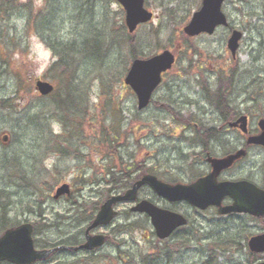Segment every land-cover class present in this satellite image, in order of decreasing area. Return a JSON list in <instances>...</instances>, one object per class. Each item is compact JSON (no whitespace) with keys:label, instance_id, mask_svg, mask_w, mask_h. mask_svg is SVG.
<instances>
[{"label":"rangeland","instance_id":"1","mask_svg":"<svg viewBox=\"0 0 264 264\" xmlns=\"http://www.w3.org/2000/svg\"><path fill=\"white\" fill-rule=\"evenodd\" d=\"M21 1L23 3L32 1L33 13L36 15L46 5V0ZM92 3L95 6L93 14L89 16L87 12V17L81 15L79 19L76 15L78 10L75 12L74 9L80 4H85V0H63L62 8L60 6L56 9L59 11L53 22L55 32L52 35L58 38L61 44H71L72 41L84 39L82 36L87 29V32L91 30V36L88 35L90 41L99 33L97 36H101L106 43L112 34L116 37L115 44L125 43L110 56L106 55L103 62L104 69L112 68L122 77L110 90V98L118 99L116 105L121 113L111 110L102 112L101 108L106 103L105 97L101 95L103 84L98 79L99 71L91 65H84L83 72L75 83L80 85L77 97L89 107V115L95 118L97 114L96 121L104 117L108 127L115 119L117 122L120 118L124 135L119 139L121 140L119 145L124 146L126 152L135 156V161L146 163L151 174L164 182L178 184L194 180L205 172V166H195L193 162L198 152H195L196 149L192 145L195 138H192L191 123L201 126L198 130L201 134L210 127L218 129L223 122H220L217 111L205 101L201 83L205 82L202 84L203 88L206 86L205 88L214 90L219 86L218 78L227 77L235 72V84L232 85L234 89L231 88V95L239 113L253 117L251 119L253 128H256L258 123L255 117L264 118V0H227L223 10L230 27L220 28L213 36L202 35L196 38L185 36L183 29L190 22L194 12L200 10L202 0H145L146 9L154 14V20L140 25L133 34H129L126 28V34L132 36V46L136 47L137 54L145 59L161 54L165 50L170 51L177 58V63L165 75L164 82L154 95L153 103L144 112L138 111L136 96L123 83L133 61L128 41H123L119 31V27L126 24L125 11L113 0H93ZM27 16V13L16 14L10 21L0 22V100L18 99L11 102L13 108L10 111L0 113V159L9 157L15 163H23L28 176H36L41 183L45 182L48 186L42 189L38 197L26 188L25 190L9 186L10 180L19 179L15 176L9 179L1 178L5 175L1 166L0 185L6 188L8 203L6 208L10 215L9 219L14 224L21 225L25 221L35 223L41 212L45 220L42 221L44 225L52 226L59 222L62 223L64 232L71 233L77 230L70 221V218H73L74 207L67 202L68 199L54 200L53 194L58 187L68 184L75 196L81 194L82 197L78 198L80 202L97 201L100 194L97 191L103 190L81 182L87 183L94 178L101 180L103 176L100 175V170L90 169L88 166L97 167L98 163H103L105 159L97 161L98 142L94 130L90 129L89 116L85 120L83 133L73 135L72 131L65 129L63 123L48 115L56 101L51 97H41L35 89V84L38 80H43L56 85L48 71L57 59L37 34L36 24L32 22L28 27ZM86 23H89L87 28ZM234 30L244 36L236 59H233L227 46ZM5 61L9 64H5ZM17 74H20L31 87L30 94L15 96ZM36 99L46 112L43 120L50 132H40L33 127L35 124L30 120L36 111L26 109ZM68 106L73 107V104L69 103ZM65 111L68 112L67 109ZM62 115L65 116V122L70 123L71 119L65 113ZM48 136L60 137L61 143H66L65 147L63 145L64 149L68 151H65L64 155L50 151L53 146L43 142V138ZM4 137H8L7 144L2 142ZM224 149L227 148L223 145V148L218 150ZM79 155L82 156L81 159ZM77 157L79 161L76 160ZM125 159L129 161L130 157L125 155ZM236 175L251 176L255 182L264 184V152L260 149L253 151L241 164ZM15 182L22 183L20 180ZM48 187L53 191H48ZM80 191L82 192L79 193ZM46 194L50 196L46 197ZM140 198L149 199L161 207L173 208L174 211L189 217L190 225L186 232L168 242V246H174L173 244L179 246L178 249L171 251L174 264H203L211 255L209 247L212 248L214 243L220 241L227 243L221 249L223 252L212 250L211 256L215 262L249 264V255L245 247L250 236L261 233L260 223H248L249 220L243 217L220 219L212 212L197 214L181 205L171 207L165 201L157 199L148 189L140 194ZM129 208L128 205L118 206L117 211L120 215L116 222L110 228L99 231L113 237L105 248L95 253L94 258L113 253L116 249L115 242L122 243L126 249L152 253L150 247L156 241L152 226L145 217L127 216ZM129 223H139L133 235L121 237L113 232L119 224ZM60 230L61 227L58 233L62 235ZM49 233L53 234L52 230ZM191 235L194 238L190 241ZM233 236L237 240L236 244L235 239L232 244L228 241L233 239ZM176 239L187 243L180 246L176 244ZM164 245L167 244H159L160 247ZM234 245H239L242 252L239 254L233 251L229 253L228 250L225 252L226 247ZM83 256L79 254L75 257L60 256L51 264H61L66 260L72 262V259Z\"/></svg>","mask_w":264,"mask_h":264},{"label":"trees","instance_id":"2","mask_svg":"<svg viewBox=\"0 0 264 264\" xmlns=\"http://www.w3.org/2000/svg\"><path fill=\"white\" fill-rule=\"evenodd\" d=\"M92 1L93 0H85V4H80L77 9H74L75 12L78 10V14L76 15L79 19L81 18V15H86L87 12V15L89 16L93 14V9L95 6L93 5ZM32 3V1L23 3L21 0H0V22L10 21L16 14L27 13L28 27L32 22H34V25L36 24L35 29L37 34L40 35L44 44L52 50L55 58L57 59L48 71V73L52 75V81L56 84V89L50 96L54 101H56V105H54L48 115L58 122L63 123L65 129L72 131L73 135H81L83 133L85 120L89 116L90 129L94 130V135H96V141L98 142V144H96V149L98 150L97 161L101 160L102 158L105 159L103 163H98L97 167L89 165L90 169L100 170V175L103 176L101 177V180L99 178H94L93 180H89L87 183L81 182L84 185L89 184L103 190L101 192L97 191V193H100L97 197V201L87 202L83 200L80 202L78 198L82 197L81 194H77L75 196L74 193H72L70 199L67 200V202L71 203V206L74 207L72 213L73 218H70V221H72L73 225L77 228V232L75 231L76 233L64 232L62 230V223L59 222L53 224L52 226L44 225L42 223V221H45L43 218V213L40 212L41 214H38L40 222L35 225L34 232L35 243L38 249H52L61 246L78 247L83 243L85 230L94 221L101 205L107 199H109L111 195L124 193L125 191L131 189L133 184L142 175L150 172L146 163H139L138 161H135V156L130 155L125 149H123L124 146L119 145L121 142L119 139H121V137L124 135L120 118L117 119V122L115 119L113 124L108 127L105 124L106 119L104 117L101 118L100 121H96V118H98L97 114L95 115V118L89 115V107L85 105L84 101L77 97L78 86L80 88V85L75 83L78 80L81 72H83L84 65H91L92 68H95L96 71H99L98 79L99 82L103 84L101 95L105 97L106 100L104 102L106 103L103 104V107L101 108L102 112L104 113L105 111L111 110L116 113H121L119 107L116 105V101L118 99L112 100V98H110V90H112L116 81L122 77L112 68L104 69L103 62L106 59V55L110 56L116 51V49L122 48L125 43L120 44L118 42V45L115 44L116 37L113 34L111 35L109 42L106 43L101 38V36H97L99 33L96 35V37H92L93 39L90 41L89 36H91V30L87 32L86 29L84 30V34L82 36L84 39L80 38V42L72 41L71 44H61L59 39L53 36L52 33L55 32L53 22L58 16L59 11H56V9L60 6V8H62L63 0H46L45 8L41 9L37 15L33 13ZM88 24L89 23L85 24L86 28L89 26ZM119 28V31L122 34L121 36H123V41H128V45L130 46L131 59L135 60L140 58V56L137 54L136 47L132 46V37L126 34L125 25L120 26ZM5 64L8 65L9 63L5 61ZM125 69L126 67H124V70ZM234 78L235 72L227 75V77L218 78V81L225 80V84L222 85L221 83L220 86L219 83H217L219 86L215 88L214 92L210 91L209 88H205L209 103L223 113L224 121L229 120L228 115L231 113V111H236L234 108H232V104L230 105V94L232 85L234 86ZM15 79V96H20L21 94L28 95L31 93V87L20 74L15 75ZM12 101H18V99L14 98L0 100V113L10 111L13 108V105L11 104ZM69 103H72L73 107L68 106ZM29 109L30 111L32 109L36 111L34 117L31 119L29 118L31 122L35 124L33 127H36L37 130L43 133L49 131L48 125H45V121L43 120L46 112L38 103L37 99L34 101V103L31 102L26 110ZM65 109H67L68 112H66ZM61 113H65L66 116H68L72 121L70 120V123H66V120H64L65 116ZM185 122L188 123L187 121ZM192 126L193 124H191V127ZM51 136L43 138V142L53 146L50 149V151L53 153H60L62 155L65 154L68 151L67 149H64L66 143H61V140H59L60 137ZM66 148H68V146ZM125 155L130 157L129 161H126ZM12 162L13 161L10 160L9 157H1L0 166L5 172V175L1 178L9 179L10 177L14 178L15 176L22 183L19 182L17 184L15 181L19 180L12 179L13 181L10 180L8 182L9 186H17L23 189L26 188L30 190L33 195L38 197L42 189L47 187L48 184L46 185L45 182L41 183L36 176H28L26 174V170L24 169L23 163L13 162L14 164L12 165ZM55 184H57V182ZM81 188L83 187L81 186ZM75 190L78 192L77 189ZM48 191H53V189L48 187ZM81 192L82 191L79 193ZM50 194H46V197H49ZM6 199V188L1 187L0 185V236L7 230L18 226L9 219L10 215L8 214L6 208L8 206ZM126 215L131 216L129 212H127ZM138 224L139 223L119 224L115 227V229H113V232L121 237H124L125 235H133L136 233L137 227L139 226ZM60 227V231L63 233L62 235L58 233V229ZM51 230L53 234L49 233ZM56 236H58V238H56ZM158 243L160 244L161 242L156 240L155 243H152V247H150V252L152 253H144L143 250L126 249L122 243L115 242L116 249L111 254L94 258L95 256L93 254L79 253V255L84 256L82 258L79 257L72 259V262L71 260H66L61 264H171V251L178 249L179 246L175 244H173L174 246H168V242H164L163 244L167 245L160 247ZM186 243L187 241H183L181 239H177L176 241V244H179L180 246H184ZM225 244L226 243L222 244L221 241L214 243L212 248L209 247V253L212 255L213 249L223 252L221 249H223ZM237 249H235L233 246L226 247V251L228 250L229 253L232 251L239 252L240 249ZM77 255V253L62 250L52 255L49 260L39 264H51L52 261H55L60 256L75 257ZM211 255L203 264H218Z\"/></svg>","mask_w":264,"mask_h":264},{"label":"water","instance_id":"3","mask_svg":"<svg viewBox=\"0 0 264 264\" xmlns=\"http://www.w3.org/2000/svg\"><path fill=\"white\" fill-rule=\"evenodd\" d=\"M115 1L120 3L126 11V24L130 33H134L139 25L148 23L153 18V15L144 8V0ZM225 1L203 0L201 10L194 14L191 23L184 29L185 33L189 37H196L201 34L212 35L218 27H227V18L222 12ZM241 39L242 34L236 31L229 41L228 47L234 57L239 49ZM174 62V56L168 51L150 60H136L133 62L126 76L125 84L131 87L137 95L139 110H144L149 106L153 93L161 84L162 74L169 71ZM36 87L43 96L50 95L54 90L52 85L42 81L37 82ZM259 125L263 130V134L250 139L249 144L264 146V120ZM231 126H241L242 130L247 133V118L242 117ZM243 155L244 152H240L227 159L212 160L214 173L192 186H171L159 181L154 176H144L135 184L132 190L124 195L112 197L102 206L95 221L87 230V242L81 249L91 251L102 247L105 244V238L103 236L93 237L90 233L98 228L109 226L117 215L114 207L120 203H135L139 190L144 186L150 187L157 196L168 202H188L201 210L216 206L220 208V214L222 215L239 213L264 217V191L248 182H217L218 174L232 166ZM68 195H70V186L63 185L57 190L55 199ZM225 198H231L234 204L231 207L221 208ZM131 211L148 215L160 240L168 239L178 228L187 224L184 217L160 209L149 201L139 202ZM33 233L34 228L30 225H23L17 229L7 231L0 238V264L3 262L34 264L37 261L48 259L56 250L38 251L35 248ZM249 247L253 253H264V235L251 239Z\"/></svg>","mask_w":264,"mask_h":264},{"label":"flooded vegetation","instance_id":"4","mask_svg":"<svg viewBox=\"0 0 264 264\" xmlns=\"http://www.w3.org/2000/svg\"><path fill=\"white\" fill-rule=\"evenodd\" d=\"M249 118V123H251L250 117ZM216 131V132H214ZM261 133L260 129L257 127L256 129H250L249 127V134L244 135L239 128H224V126H220L218 129L211 128L208 131V142L207 143H200L195 147L196 149L195 152L197 153V156H195L194 165L195 166H205L206 170L203 174H201L199 177L195 178L194 180H191L187 183H184L186 185L193 184L199 179H202L209 174L212 173L213 169L211 164L208 162V158H215V159H223L226 158L230 155L236 154L239 150H245L246 152V158L250 157L252 155L253 151L260 149L261 151L264 152V148L262 147H257V146H249L247 144L248 137L250 138L251 136H257ZM226 137V138H225ZM225 138V139H224ZM233 138V140H231ZM224 140V142H222ZM223 145L226 150L219 151L218 149L223 148ZM207 147V148H206ZM196 155V154H195ZM244 159V160H245ZM243 160V161H244ZM239 162L236 165H233L231 168L223 171L220 173L218 177V182L223 183V182H240V181H247L250 183H253L255 185H258L260 188L264 190V184H259L253 180L251 176L249 177H240L239 175H236L237 172L240 170L241 163ZM232 201L230 199H226L223 203L224 206L230 205ZM176 205H181L184 208H190L192 211H194L197 214H200L201 211L193 208L190 205L183 204V203H178ZM208 211H213L218 213V209L211 208L208 209ZM202 214V212H201ZM188 221L189 217L184 215ZM227 218H239V215H233L229 216ZM238 229V228H237ZM235 231V230H234Z\"/></svg>","mask_w":264,"mask_h":264},{"label":"bare ground","instance_id":"5","mask_svg":"<svg viewBox=\"0 0 264 264\" xmlns=\"http://www.w3.org/2000/svg\"><path fill=\"white\" fill-rule=\"evenodd\" d=\"M64 155V154H63ZM79 157H80V159H81V155H79ZM79 157H77V161H79ZM90 167V166H89ZM112 196V195H111ZM39 218V217H38ZM40 222V218L39 219H36V222L35 223H31L30 221H25L24 222V224H21V225H18V224H15V225H18L17 226V228H19V227H21V226H23V225H30V226H33L34 228H35V225L37 224V223H39ZM91 236H93V237H95V236H103L104 238H105V244H107V243H109V241H111V237H112V235H111V237L109 236V235H107V234H105L104 232H99V230L98 229H96L93 233H92V235ZM85 239H86V236L84 235V241H85ZM84 241H83V243H84ZM82 243V244H83ZM81 245V244H80ZM66 247L67 246H61V251L63 250V251H65L66 250ZM93 255H96L95 253L93 254ZM175 263V260H172V263L171 264H174Z\"/></svg>","mask_w":264,"mask_h":264}]
</instances>
